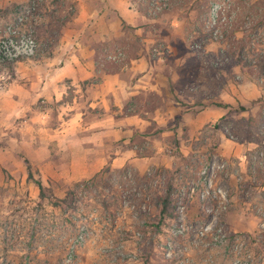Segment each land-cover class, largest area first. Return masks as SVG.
<instances>
[{
	"label": "rangeland",
	"instance_id": "obj_1",
	"mask_svg": "<svg viewBox=\"0 0 264 264\" xmlns=\"http://www.w3.org/2000/svg\"><path fill=\"white\" fill-rule=\"evenodd\" d=\"M39 1L40 18L33 24L39 43L36 60H46L60 45L66 2ZM145 1L155 17L167 9L191 16L186 29L192 49L204 54L206 45L216 42L211 51L219 67L211 91L216 88L218 101L230 77L239 94L247 81L264 86L255 68L244 66L237 55L242 46L255 61L253 53L264 51V0H167L156 11L151 0ZM215 2L221 10L213 22L210 8ZM163 47L157 43L153 53L160 55ZM120 52L115 57L125 61V52ZM11 65L0 64V73ZM249 104L252 109L257 102ZM240 106L236 102L227 117L193 137L182 133L183 144L174 133H138L137 154L152 155L156 139L162 140L164 162L108 164L88 178H66L67 160L57 142L49 147L51 167L43 156L30 160L18 152L24 174L18 179L9 174L0 184V264H264V104L254 112ZM56 124L54 115L49 125ZM225 135L257 142L246 151L248 172L223 154ZM167 193L173 202L163 212Z\"/></svg>",
	"mask_w": 264,
	"mask_h": 264
},
{
	"label": "crops",
	"instance_id": "obj_2",
	"mask_svg": "<svg viewBox=\"0 0 264 264\" xmlns=\"http://www.w3.org/2000/svg\"><path fill=\"white\" fill-rule=\"evenodd\" d=\"M28 2L0 0V23L11 22ZM65 2L60 15L65 25L53 55L19 60L0 73V184L9 174L15 179L24 174L20 151L30 160L43 156L47 167L53 166V141L67 160L64 175L71 180L91 177L108 164L164 162L162 140L156 139L154 153L143 157L134 146L135 135L174 133L183 144L182 133L193 137L227 117L238 101L248 112L264 104L262 84L247 81L239 94L231 77L218 101L215 86L211 91L219 67L211 51L216 42H209L204 54L190 47L187 12L167 9L155 17L145 0ZM159 42L165 47L155 55ZM120 51L125 61L115 57ZM251 100L258 102L249 109ZM54 115L57 124L50 126ZM221 141L223 154L248 172L246 151L257 142L226 135Z\"/></svg>",
	"mask_w": 264,
	"mask_h": 264
},
{
	"label": "built area",
	"instance_id": "obj_3",
	"mask_svg": "<svg viewBox=\"0 0 264 264\" xmlns=\"http://www.w3.org/2000/svg\"><path fill=\"white\" fill-rule=\"evenodd\" d=\"M167 3V0H151L155 11L163 9L167 6ZM39 4V0H29L16 13L11 22L0 23V64H13L22 59L31 60L39 54V43L33 25L40 18ZM220 10L221 7L218 3L215 2L211 5V21H217L220 17ZM209 181L211 186V179ZM219 190L222 191V189Z\"/></svg>",
	"mask_w": 264,
	"mask_h": 264
},
{
	"label": "trees",
	"instance_id": "obj_4",
	"mask_svg": "<svg viewBox=\"0 0 264 264\" xmlns=\"http://www.w3.org/2000/svg\"><path fill=\"white\" fill-rule=\"evenodd\" d=\"M237 55L241 59V63L244 66H248L249 68H251V67L253 68L254 67L255 70H256V73L258 74V77L261 78V80L264 82V51H262L260 53H253L255 61H251V60L248 59L247 54H245L243 52V47L242 46L239 47V51H238ZM256 102H258V101L254 100L253 104H255ZM221 105L226 106V107L230 106L228 104H221ZM239 109L246 110V107L241 105L239 107ZM26 162H27V167H28V171H29V177L32 178L31 165H30L28 160H26ZM37 183H38V185L41 188V193L43 194L44 186H43L42 182L38 180ZM162 200H163V204H164V211L163 212H165L166 208H168V206L170 204H172V202H173V198H172L171 193H167V195L165 197H163ZM63 201L66 202V198L63 199Z\"/></svg>",
	"mask_w": 264,
	"mask_h": 264
}]
</instances>
